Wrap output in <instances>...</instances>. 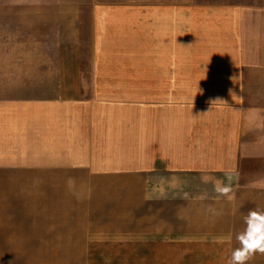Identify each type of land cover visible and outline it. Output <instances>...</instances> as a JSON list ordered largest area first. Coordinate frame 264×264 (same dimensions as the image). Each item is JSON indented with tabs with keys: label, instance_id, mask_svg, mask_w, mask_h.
Masks as SVG:
<instances>
[{
	"label": "crops",
	"instance_id": "0c3cea01",
	"mask_svg": "<svg viewBox=\"0 0 264 264\" xmlns=\"http://www.w3.org/2000/svg\"><path fill=\"white\" fill-rule=\"evenodd\" d=\"M10 5L0 264H231L264 213L240 173L264 152V0H86L34 31Z\"/></svg>",
	"mask_w": 264,
	"mask_h": 264
},
{
	"label": "rangeland",
	"instance_id": "374dc122",
	"mask_svg": "<svg viewBox=\"0 0 264 264\" xmlns=\"http://www.w3.org/2000/svg\"><path fill=\"white\" fill-rule=\"evenodd\" d=\"M20 1L27 3L25 7L27 16V29L31 31H34L36 28L35 22L37 21L38 16L39 19L41 18V10H43V14L51 12L53 16L56 15L58 12L60 21L62 20L61 15L71 13L75 14L79 20H82L83 15L86 13V0H7V3L11 4L10 7L7 6V8H18V6L15 5L18 4ZM13 13H17V11H12V14ZM44 17L45 15L43 16V18ZM59 24L61 25L63 23L59 22ZM46 56L48 55L44 54V58ZM261 136L262 133L252 132L251 135L247 136L244 140L250 141L252 143L253 141L256 142L258 138L260 139ZM240 173L242 175V182L247 184L260 183V179L264 176V152H257V154L250 153L247 155V157L245 156L244 158H242L240 162Z\"/></svg>",
	"mask_w": 264,
	"mask_h": 264
},
{
	"label": "clouds",
	"instance_id": "9594fccd",
	"mask_svg": "<svg viewBox=\"0 0 264 264\" xmlns=\"http://www.w3.org/2000/svg\"><path fill=\"white\" fill-rule=\"evenodd\" d=\"M233 93L230 89L229 94ZM215 191L226 196L231 192V187L218 182ZM246 224L245 231L237 236L241 247L233 251L231 264H246L252 255L264 253V213L250 211L246 217Z\"/></svg>",
	"mask_w": 264,
	"mask_h": 264
}]
</instances>
